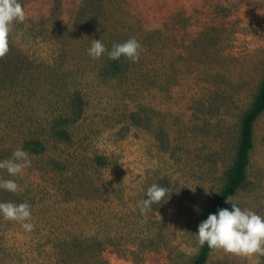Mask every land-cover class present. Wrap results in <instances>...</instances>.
Here are the masks:
<instances>
[{
  "label": "rangeland",
  "instance_id": "obj_1",
  "mask_svg": "<svg viewBox=\"0 0 264 264\" xmlns=\"http://www.w3.org/2000/svg\"><path fill=\"white\" fill-rule=\"evenodd\" d=\"M0 61V203H28L25 231L0 217V264H195L196 232L228 184L264 87V0H20ZM136 39L140 59L88 55ZM171 192L141 214L147 189ZM264 216V113L232 197ZM224 208L231 210V204ZM199 209V210H197ZM207 264H264L215 250Z\"/></svg>",
  "mask_w": 264,
  "mask_h": 264
},
{
  "label": "clouds",
  "instance_id": "obj_2",
  "mask_svg": "<svg viewBox=\"0 0 264 264\" xmlns=\"http://www.w3.org/2000/svg\"><path fill=\"white\" fill-rule=\"evenodd\" d=\"M24 19L25 11L20 0H0V59L9 51V36L13 25L23 22ZM140 50L141 45L134 38L114 44L111 51H108L101 39H94L88 55L92 59H100L107 53L109 59L119 60L125 57L135 63L140 59ZM30 166L29 154L23 149L15 150L11 159L0 161V169H6L13 177L22 174ZM18 187L15 180H0L2 190L15 193ZM146 197L138 205L142 215L154 205L168 202L171 192L167 187L153 184L147 189ZM225 202L231 204V210L218 209L199 224L195 233L199 245L203 247L206 244L210 250H223L242 257L264 256V216L242 209L231 197H227ZM0 217L19 223L25 231H31L34 227L29 222L32 209L28 203H0Z\"/></svg>",
  "mask_w": 264,
  "mask_h": 264
},
{
  "label": "trees",
  "instance_id": "obj_3",
  "mask_svg": "<svg viewBox=\"0 0 264 264\" xmlns=\"http://www.w3.org/2000/svg\"><path fill=\"white\" fill-rule=\"evenodd\" d=\"M2 59H0L1 61ZM264 113V87L261 94L256 99L252 109L247 113L241 134V143L238 150L237 160L229 172L228 184L221 195L214 201L209 214H214L218 209H222L227 204L226 198L233 197L239 189L243 186L247 179V168L250 164V154L254 149V128L256 122L259 120L261 115ZM208 217V216H207ZM215 250H210L205 244L201 250V253L195 264H207L211 254Z\"/></svg>",
  "mask_w": 264,
  "mask_h": 264
}]
</instances>
